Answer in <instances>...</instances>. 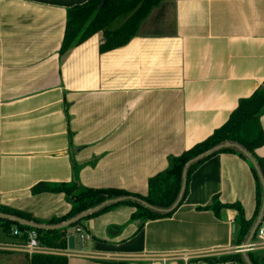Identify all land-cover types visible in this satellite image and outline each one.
Returning a JSON list of instances; mask_svg holds the SVG:
<instances>
[{"label":"crops","instance_id":"1","mask_svg":"<svg viewBox=\"0 0 264 264\" xmlns=\"http://www.w3.org/2000/svg\"><path fill=\"white\" fill-rule=\"evenodd\" d=\"M87 1L0 0V206L44 224L71 203L64 194L33 195L35 186L145 197L151 178L264 83V0H164L127 46L101 53L98 33L60 56L67 11ZM256 154L264 159V146ZM216 197L253 217L256 183L238 155L202 164L171 218L139 229L134 210L119 207L83 223L89 241L52 255L68 264H162L236 254L238 213L216 216L207 209ZM20 242L0 227V264H29L6 249ZM254 255L264 258V249Z\"/></svg>","mask_w":264,"mask_h":264},{"label":"trees","instance_id":"2","mask_svg":"<svg viewBox=\"0 0 264 264\" xmlns=\"http://www.w3.org/2000/svg\"><path fill=\"white\" fill-rule=\"evenodd\" d=\"M164 0H88L86 3L73 7L67 11L66 28L63 43L60 49V56H64L74 48L84 44L98 33L104 36V43L100 47L101 53H107L127 46L138 35L143 22L150 16L152 11L158 8ZM123 19V23L114 28V24ZM264 116V83L254 94L242 99L237 109L230 115L226 124L217 129L205 141L185 151L179 157L173 159L171 166L164 173L158 174L148 182V194L143 197L119 189H82L79 185L73 186L58 185L55 187L46 184H39L32 189L33 195L44 193L64 194L71 203V210L64 217L51 220L49 223H42L33 219L29 214L0 206V214L18 217L22 220L47 226H58L65 224L80 214L93 209L108 200L120 198H134L141 200L148 205L161 210L171 209L179 199L183 171L186 164L197 156L224 143H233L248 153L257 161L264 176V159L257 156L256 151L264 146V132L261 126V118ZM220 154L238 155L242 160L249 162L243 154L235 149L224 150L212 157L194 165L188 172V183L186 193L179 207L168 214L151 211L142 204L129 200L124 203L108 207L98 214L72 226L68 229L57 231L36 230L43 247L52 250H66L68 248L69 231L83 227V223L96 218L119 207H128L134 210L131 221H140L143 228L149 221H158L171 218L185 202L188 195V186L193 173L205 162ZM256 183V209L253 217L248 220L239 204L224 205L219 199L214 198L213 203L207 209L213 211L216 216L224 209H231L238 213L236 220V232L234 234V245L243 246L260 214L263 204V189L254 168L249 164ZM206 209V210H207ZM264 227V218L263 225ZM0 227L6 236L12 238L14 230L22 233L21 242L27 240L28 233L33 229L10 222L0 221ZM16 239V238H15ZM256 241V237L254 239ZM252 264H264V258L248 253ZM213 263L237 262L246 264L242 254H232L209 260ZM29 264H68V258L54 255H34L29 258Z\"/></svg>","mask_w":264,"mask_h":264},{"label":"water","instance_id":"3","mask_svg":"<svg viewBox=\"0 0 264 264\" xmlns=\"http://www.w3.org/2000/svg\"><path fill=\"white\" fill-rule=\"evenodd\" d=\"M228 149H235L245 156V158L247 159L249 164L256 171L258 179H259L261 186H262V189H263V204H262L260 214H259L251 232H250V235H249L246 243L243 246H241L242 250H243V252L241 254L243 255V258H244L246 264H252L249 260V257H248V253H249L248 248L254 242V239L256 237L258 229L263 225V218H264V176H263V174L260 170V167H259L257 161L255 160V158L250 153H248L246 150H244L242 147H240L236 144H233V143H224V144H220L218 146H215L214 148H212V149L208 150L207 152L197 156L196 158H194L193 160L189 161L186 164L184 171H183V183H182L181 193H180L179 199L177 200V202L175 203V205L171 209H168V210L156 209V208H154V207L148 205L147 203H145L141 200H138V199L120 198V199L108 200V201L102 203L101 205L80 214L79 216H77L73 220H71L65 224L58 225V226L37 225V224L31 223V222L22 220L18 217L9 216V215H5V214H0V221H6V222H10V223L15 224V225H21V226L28 227V228L33 229V230L57 231V230L71 228L72 226L86 220L87 218H89L95 214L100 213L101 211H103L104 209H106L108 207L115 206V205L124 203V202L129 201V200L140 203L144 207H146L147 209H149L151 211L168 214V213L175 211L179 207V205L181 204V202L183 200V197H184V195L186 193V189H187L188 172H189L190 168L196 164H199L200 162L204 161L205 159H208V158L212 157L213 155H216V154H218L224 150H228ZM140 223H141L140 221L134 222V224L136 226L140 225ZM75 249H76V238H75V236H70L68 239V250L69 251H75Z\"/></svg>","mask_w":264,"mask_h":264},{"label":"built area","instance_id":"4","mask_svg":"<svg viewBox=\"0 0 264 264\" xmlns=\"http://www.w3.org/2000/svg\"><path fill=\"white\" fill-rule=\"evenodd\" d=\"M75 236L76 241L80 243H85L91 238L86 234L82 227H77L69 231V237ZM13 238L20 239L22 233L18 230H14L12 233ZM264 249V227L261 226L256 234V241L248 248L249 253H254L256 249ZM6 249L9 251H16L32 257L34 255H52V249L43 247L40 243V237L36 230H32L28 233L27 240L17 244H12L7 246ZM69 251V250H68ZM243 252L242 247L236 249V254H241ZM217 257L204 256L196 257L190 255H177L171 258H164L161 260L162 264H168L170 262H179L181 264H239L237 262H224V263H213L209 260L215 259Z\"/></svg>","mask_w":264,"mask_h":264},{"label":"rangeland","instance_id":"5","mask_svg":"<svg viewBox=\"0 0 264 264\" xmlns=\"http://www.w3.org/2000/svg\"><path fill=\"white\" fill-rule=\"evenodd\" d=\"M123 23V19H120V20H118L115 24H114V28H118L121 24ZM253 254H255V252L253 253Z\"/></svg>","mask_w":264,"mask_h":264}]
</instances>
